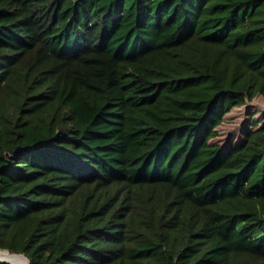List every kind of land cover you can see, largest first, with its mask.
Here are the masks:
<instances>
[{"label":"trees","instance_id":"1","mask_svg":"<svg viewBox=\"0 0 264 264\" xmlns=\"http://www.w3.org/2000/svg\"><path fill=\"white\" fill-rule=\"evenodd\" d=\"M258 95L264 0H0L1 250L264 264V123L211 143Z\"/></svg>","mask_w":264,"mask_h":264},{"label":"rangeland","instance_id":"2","mask_svg":"<svg viewBox=\"0 0 264 264\" xmlns=\"http://www.w3.org/2000/svg\"><path fill=\"white\" fill-rule=\"evenodd\" d=\"M262 125L264 123V99L261 95L241 106L233 107L223 116L222 122L216 127L217 136L211 143H219L227 148L232 142L241 143L248 129H253L254 123L250 116ZM1 250V249H0ZM1 251H6L2 249Z\"/></svg>","mask_w":264,"mask_h":264},{"label":"bare ground","instance_id":"3","mask_svg":"<svg viewBox=\"0 0 264 264\" xmlns=\"http://www.w3.org/2000/svg\"><path fill=\"white\" fill-rule=\"evenodd\" d=\"M0 259H6L10 261L11 264H26L25 258L23 256L11 253L10 251L0 250Z\"/></svg>","mask_w":264,"mask_h":264},{"label":"water","instance_id":"4","mask_svg":"<svg viewBox=\"0 0 264 264\" xmlns=\"http://www.w3.org/2000/svg\"><path fill=\"white\" fill-rule=\"evenodd\" d=\"M0 249H1V248H0ZM4 250H7V249H4ZM7 251H9V250H7ZM14 254H17V255L23 256V257L25 258L26 264H29V259H28L27 256H25V255L22 254V253H14ZM0 260H1V261H4V262H9V263H10V261H8V260H6V259H0Z\"/></svg>","mask_w":264,"mask_h":264}]
</instances>
